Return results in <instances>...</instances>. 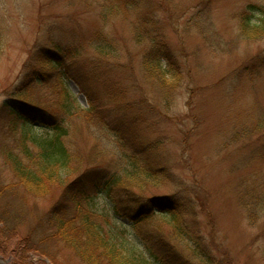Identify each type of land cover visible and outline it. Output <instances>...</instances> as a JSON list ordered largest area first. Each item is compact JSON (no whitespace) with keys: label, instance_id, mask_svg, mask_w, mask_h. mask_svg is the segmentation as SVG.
<instances>
[{"label":"rangeland","instance_id":"rangeland-1","mask_svg":"<svg viewBox=\"0 0 264 264\" xmlns=\"http://www.w3.org/2000/svg\"><path fill=\"white\" fill-rule=\"evenodd\" d=\"M117 1L0 0V264H86L47 222L54 208L69 212L67 184L109 175L141 197L193 204L217 264H264V32L255 38L244 20L264 30V0H130L126 15ZM163 43L180 72L175 87L146 71ZM57 45L69 58L63 82L46 75L22 106L41 56L61 58ZM90 101L97 113L86 117ZM57 119L71 125L76 157L35 197L6 152L23 158L24 137L32 147ZM93 192L92 209L117 225L104 227L144 250L129 219L113 220ZM150 221L143 229L173 230L161 214Z\"/></svg>","mask_w":264,"mask_h":264},{"label":"trees","instance_id":"trees-1","mask_svg":"<svg viewBox=\"0 0 264 264\" xmlns=\"http://www.w3.org/2000/svg\"><path fill=\"white\" fill-rule=\"evenodd\" d=\"M117 3L112 8L117 14L126 15L131 1L119 0ZM135 11H138L137 7H135ZM244 20L247 33L252 35L258 33L255 38L263 36L261 34L264 30H260L262 26L256 27L261 24L250 27L248 24H251V20L249 18H244ZM54 49H56L55 54H60L61 58L52 59L46 55L41 56L42 60L38 65L41 68L38 72L39 76L31 77L29 83L32 87H29V91L26 92L21 90L17 96L21 102H24L22 106L31 105L28 97L30 90L35 85L45 83L46 75L57 73L63 82L62 70L67 67L66 63L69 60L66 56L67 50L58 45ZM152 52L148 57L152 60H147L145 64L147 73L151 77L155 75L156 78L157 75H161L167 87H171V85L175 87L176 85L172 82H179L181 76L172 59L166 54L168 52L166 45L164 43L161 46L156 44ZM155 54L156 56H154ZM164 56L168 61V66L162 62L163 58L161 57ZM93 103L90 101L89 109L83 111L86 117L97 113V107ZM35 107L44 108L43 106ZM19 113L21 114L20 110ZM15 114L19 115L16 111ZM133 126L135 127L136 124ZM51 131L45 137H32L30 139L34 142L32 147L26 144L28 139L24 137L22 140L23 158L15 156L13 152H6V160L12 166L17 184L35 197L49 195L51 185L58 181L62 174L71 170L76 157L67 145V140L72 132L71 125L66 120L58 121L57 119L52 125ZM154 146L149 147V152L155 151ZM149 166L154 170L152 165ZM146 175L151 180L152 174L146 172ZM158 175L169 178L168 174L164 172ZM115 176L100 177L98 180L90 179L91 176H87L90 178L83 176L67 184L63 199H66L70 205L69 212L63 214L60 209L54 208L47 222V225L56 233L54 237L68 243L86 264H193L194 260H199L202 264H217V258L210 250L205 237L200 233L199 226L194 225L197 214L193 204L183 205V202L167 198L141 197L129 187L121 186L120 177ZM92 191H94L93 195L94 193L103 194L111 204L113 220H117V218L129 219L131 228L138 232L144 250L104 227V224L109 227L113 225L117 229V225L113 224L109 217L92 209V201L88 200ZM84 208L88 210L87 214L82 211ZM154 214H161L168 220L173 228L171 233L166 234L154 227L143 229L144 225L149 226V221ZM94 217L103 219V222H97L98 220ZM191 217L193 220L188 222L187 220ZM80 223L82 228L76 231V227ZM181 246L184 251H181ZM185 252L189 255H186Z\"/></svg>","mask_w":264,"mask_h":264}]
</instances>
